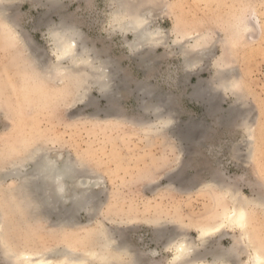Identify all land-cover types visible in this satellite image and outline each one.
Masks as SVG:
<instances>
[{
	"label": "rangeland",
	"instance_id": "374dc122",
	"mask_svg": "<svg viewBox=\"0 0 264 264\" xmlns=\"http://www.w3.org/2000/svg\"><path fill=\"white\" fill-rule=\"evenodd\" d=\"M44 2L16 0L9 18L0 10V264L55 252L53 262L69 264L59 252L69 249L110 253L117 264H171L184 239L205 256L191 264L226 249L236 256L230 264H248L238 229L207 244L198 229L218 224L235 199H264V0H140L153 10L150 28L164 33L145 64L133 35L113 28L112 0H65L50 14ZM62 19L77 26L116 98L97 85L86 95L85 74L45 73L56 61L49 32ZM38 151L102 177L98 205L72 225L38 210L13 175ZM248 233L251 248H264L261 205L250 206ZM110 238L120 253L106 249Z\"/></svg>",
	"mask_w": 264,
	"mask_h": 264
},
{
	"label": "bare ground",
	"instance_id": "6f19581e",
	"mask_svg": "<svg viewBox=\"0 0 264 264\" xmlns=\"http://www.w3.org/2000/svg\"><path fill=\"white\" fill-rule=\"evenodd\" d=\"M15 1L16 0H0V10L3 13V15H5L6 18L7 17L9 18V14H10L9 11H11L9 6L11 4H14ZM64 1L65 0H46V3L45 2L44 3L46 4L47 7V14H50L53 11L55 12L56 10L57 11L61 10ZM141 2L140 0H112V4L115 5L116 7L112 19V26L116 31L118 30L126 34L133 35L134 39L131 43H129L130 48L134 53L145 55V57L143 56V58H141V60L143 59V63L145 64L147 62L148 63L151 62L150 59L151 55H149L148 52H150L151 48L156 46L159 41H162L164 39V33L161 29L150 28L151 25L150 24L151 21H149L150 13H152L153 10H150L149 8L142 6ZM66 20L68 19H62L60 23L51 26L52 28L49 32V39L54 46L53 54L55 55L56 61H54V63L47 68V72L45 73L53 76V78L58 77L59 75H68V74L78 75L80 73L85 74L87 78L86 79L87 84L84 87L85 89L84 93L86 92V95H87V90L90 88L91 85H97L102 93L101 94L102 97L104 96L109 100L116 98V93L114 92L115 90H113L114 81L110 79V76L106 74V72L102 71V68L99 64H95L94 62L95 59L93 60L91 59L89 53L90 50L83 45L85 39L82 38L83 36L81 35V32L78 30L77 26L70 22L68 23ZM247 26H249L248 23ZM9 31L12 32L13 30L12 31L9 30ZM8 33H6L7 36ZM16 35L22 39L20 33L17 32ZM9 40L11 42L10 38ZM198 46L200 45L196 43L192 47L195 48ZM28 48L29 46L27 47V49ZM204 50L206 49L204 48L200 52L199 54L200 58L194 59L190 57L192 58V60H195L193 62L194 64L197 63L199 59H202L206 55V53H204L205 52ZM35 53L36 55L38 54L37 52H33V54ZM40 53L42 56L41 51ZM36 55H34V57ZM38 55L36 56L35 60H39L37 59ZM42 59L44 60V58ZM35 63H37V61ZM148 65L146 64V66ZM41 68L42 70L44 69L43 67ZM119 83H121V81ZM144 89L145 92H147V95L150 96V99L154 101L153 99L155 98V96L151 97L152 90H150L149 87H145ZM83 95L85 96V94ZM209 105L211 106V104ZM212 105H214V103ZM212 107L214 108V106ZM160 114L161 112L159 113V115ZM170 124L171 121H165L162 123L161 126L165 128L168 127ZM40 152L41 151H38L37 153L32 154L28 158L27 161L30 162L29 164L31 165V167L28 170L23 171L20 169V167H17L14 169L15 174L13 175L15 176L16 179L21 181L23 189L28 191V196H31L34 199L33 201L34 203H36V207L38 210H40L42 213L45 212V214L47 213L51 215V218L52 216H56V218L58 219L57 222L59 221L58 222L59 224L62 225L66 224L67 226L72 225V223L75 222L77 215L81 211L89 210V209L91 210L95 208L94 207L95 205H98L101 196V191L98 192L96 188L99 187L102 177L99 176V177L89 178L87 175H85L86 173H84V171L81 170V166L79 164H76L70 157L55 159L51 157L49 153L46 152L40 153ZM9 176L13 177L12 175H10L9 172H6L4 174L5 178ZM70 183L73 184L72 189L68 187ZM234 202L235 203L230 209L228 208V210H225L222 213L221 219L218 224L211 226H203L198 229L199 239L202 241V244H207V242H209V240L211 238H214L215 236L222 237V235H224V233L227 230L238 229L241 232V239L239 241V244L244 245L246 248L252 250L251 255L249 256L248 259V264H264V248H255L254 246L253 248H251L252 242H251V237L248 233V219L250 213V206L253 204H258L264 207V199L259 198L251 201L243 200V199H238V200L235 199ZM57 222L55 225H57ZM1 230H2V225L0 224V232ZM105 232L107 233V231ZM105 234L103 233L102 235L104 236ZM108 237L111 236L109 235ZM115 241L116 240L110 238V240L107 241V243L105 244V246L107 247L106 249L118 250V246L116 245ZM177 243L178 244H176L173 248L174 256L171 260V264L172 263L191 264L192 262L189 263V261L195 256L196 257L199 256L198 257L199 259H204L205 256L203 257L199 254L197 255L195 248L191 246L187 240L184 239ZM236 244L239 245L238 243ZM119 251L120 250H118V252ZM59 252L63 253L64 256L63 263L96 264V262H99L100 264H117L115 262V258L109 255L110 253L108 254L106 252L99 250L86 251L85 253L84 252L78 253L69 249L63 252L62 251ZM56 253L57 252L53 254ZM52 255L40 254L38 256H35L32 254H22L20 255V259L23 264H56L58 260L56 263L53 262L52 260L53 257H51ZM210 255H212L213 261L208 262L201 260L197 264H230V261L232 259L234 260V258L236 257L232 255V252H230L229 250L227 251V249L222 251L218 250L215 251L214 253L211 252Z\"/></svg>",
	"mask_w": 264,
	"mask_h": 264
}]
</instances>
